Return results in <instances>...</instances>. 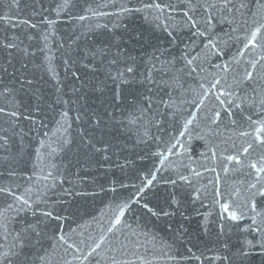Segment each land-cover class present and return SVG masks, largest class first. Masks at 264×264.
<instances>
[{
  "label": "water",
  "instance_id": "95a60500",
  "mask_svg": "<svg viewBox=\"0 0 264 264\" xmlns=\"http://www.w3.org/2000/svg\"><path fill=\"white\" fill-rule=\"evenodd\" d=\"M246 2L247 15H238L232 25L237 30L229 32L225 26L219 32L224 54L211 57V66L205 64L203 73L171 93L174 107L161 105L147 117L136 112L137 121L130 123V105L140 89L131 83L123 86V101L114 103L117 89L99 52L119 44L139 62L142 56L147 60L154 45L167 46L166 33L149 22L151 17L145 18L147 13L118 15L121 6H138L127 0H71L70 10L59 16L49 11L57 0H0V107L18 112L16 118L0 115V135L8 137V144L0 147V187L24 195L41 211L45 205L54 206L61 218L44 220L39 212L28 210L11 221L13 235L25 224H39L37 231L44 233L41 244L26 249L31 256L46 258L36 264H89L83 257L74 260L80 253L54 239V233L65 234L67 243L85 254L103 236L101 255L90 264H110V249L127 244L129 237L135 255L122 258L136 264H228L215 257L231 255L240 233L220 204L243 202L247 183L255 179L248 164L264 156L251 123L264 119L258 104L264 94V32L255 47L244 48L264 16L253 17V0ZM42 18L55 20L54 26L49 28ZM23 20L36 27L21 24ZM7 43L17 47H3ZM225 63L230 65L226 72L216 66ZM247 71H254L252 81L243 79ZM216 80L220 84L213 88ZM222 90L232 93L222 99L241 106H221L216 96ZM201 98L204 103L198 108ZM213 110L221 113L216 124L209 119ZM62 113H67L66 120H61ZM192 116L189 134L179 137L187 151L169 155L168 146ZM249 144L252 149L243 153ZM161 154L167 157L163 164ZM229 155H239L243 163H229ZM157 168L158 181L145 190L140 204H131L124 225L108 232L117 206L133 197L145 174ZM9 203L12 196L0 194V208ZM144 203L168 215H153L141 206ZM192 253L203 258L197 260ZM169 255L176 259L169 260Z\"/></svg>",
  "mask_w": 264,
  "mask_h": 264
},
{
  "label": "snow or ice",
  "instance_id": "6c2138e0",
  "mask_svg": "<svg viewBox=\"0 0 264 264\" xmlns=\"http://www.w3.org/2000/svg\"><path fill=\"white\" fill-rule=\"evenodd\" d=\"M15 2L18 3L19 0H15ZM127 2L129 4L135 3L138 6H121L118 15L147 13L148 16L145 18L151 17L149 22L154 24L155 28L166 33L167 42V46L154 45L147 60L142 56L139 58V62L128 51L121 49L119 44H110L106 49L99 52L102 57L101 62H106L105 66L109 69L108 77L117 89L112 97L114 103L120 104L123 101V86L131 83L140 89L135 94L130 105L133 109V112L129 114L131 116L130 123L137 121L136 112H139L142 117H147L148 114L153 113L154 109L158 110L161 105L169 109L173 108L175 100L171 93L178 92L179 89L184 87L188 79H193L196 75L203 73L205 71L204 65L209 64L211 57H218L224 54L220 48L222 37L219 32H222L225 26L229 28V32H235L237 29L233 28L232 25L237 23V16H245L247 15V10H249V3L246 0H127ZM253 3L255 11H251V15L253 17L257 15L264 16V0H253ZM71 7V0H57L55 8L49 11L59 16L61 13H67ZM79 19L84 20L85 17L80 16ZM42 20L49 28L55 24V20L52 19L42 18ZM20 23L33 28L36 27L35 24H30L29 20H23ZM261 32H264V23L254 25L247 38V43L244 44V48L246 49L250 45L255 47V42ZM224 35H229V33H224ZM43 39L47 40V35ZM3 47L13 49L17 45L7 43ZM113 47L116 49L115 52L112 51ZM95 55L96 53H93V56ZM109 56L111 57L110 59L108 58ZM141 66H143L142 71ZM209 66L211 65L209 64ZM216 66L225 72L230 68L228 63ZM256 66L257 62L253 61L252 68L255 69ZM254 75V71H247L243 79L252 81ZM219 84L220 81L216 80L213 88H216ZM253 92H256L255 88ZM231 95V92L222 90L216 96V99L221 106L227 103L230 108H239L241 105L236 104L234 100L221 98ZM203 103L204 99L201 98L196 107L199 108ZM258 104L261 114L264 115V94H260ZM213 111L214 115L209 119L210 123L216 124L220 120L221 113ZM4 114L12 118L18 116L17 111L6 112L4 107H0V115ZM229 114L231 115V113ZM66 118L67 113H62L61 120H66ZM248 119L251 121V117ZM194 120L195 116H192L184 121L182 129L179 131V136L175 138L176 142L168 146L169 155H179L187 151L179 137L189 134ZM251 123L256 125L254 129L255 142L258 145H264V119L251 121ZM240 135L247 136L248 133L241 132ZM197 138L203 139V137ZM40 143L41 146L44 145V141ZM7 144L8 137L0 135V147ZM252 147L253 145L249 144L243 149V153H249ZM177 149L181 151L177 152ZM40 151L41 149L38 148L37 159L40 158ZM210 156L211 159H215L216 153L210 150ZM161 157V164H163L167 157L163 156V154H161ZM225 159L232 164L240 165L243 163L239 155H229ZM248 167L254 172L255 179L247 183L245 194L242 198L243 202L238 204L233 200L231 204H220L222 213L227 214L226 218L234 222L240 233V239L231 255L223 258L215 257L216 260H227L228 264H264V156L248 164ZM209 170L215 171V169H206V171ZM224 171L228 172L229 168L225 166ZM158 172L159 168L154 172L145 174L143 177L145 182L137 189L134 196L117 206L108 232L114 233L124 225L123 218L126 212L130 210L131 204H140L145 190L158 181ZM195 175L199 176L200 173L196 172ZM49 176H51V173H49ZM180 179L187 180L188 178L181 176ZM170 182L172 184L176 183V181ZM218 183L219 178L217 177ZM237 192L239 193V189H237ZM0 194L10 195L13 200V203H9L7 207L0 208V264H36L37 259L43 262L46 259L44 256H31L26 251L29 247L41 244L44 233L37 231L39 224H25L23 228L16 231V234L13 235L10 223L13 219H18L21 213H26L28 210H32L34 215L39 212V215L44 220H60L61 218L55 212V207L45 205V209L41 211L38 205L30 203L29 199H26L24 195H16L11 189L4 187H0ZM216 195L220 196L219 187L216 188ZM141 206L153 215H168L163 210L161 212L154 211L147 203ZM11 213H15V217H12ZM241 224H243V227H241ZM9 238H11V243H8ZM53 238L66 244L69 249H75L80 253L73 256L74 260H80L83 257V260L88 261L89 264L92 259L100 257V250L104 243V237L101 236L100 240L94 242V246H90L85 254L77 245L68 244L65 234L54 233ZM133 244L134 242L129 237L127 244L121 243L119 247L113 246L110 249L112 253L110 264H136L134 260L122 258L130 252L135 255V252L132 251ZM191 257L197 260L203 258L202 255L196 256L195 253H192ZM167 258L169 260L176 259L172 255ZM137 260H139V257H137ZM67 264H71V261L67 262Z\"/></svg>",
  "mask_w": 264,
  "mask_h": 264
}]
</instances>
